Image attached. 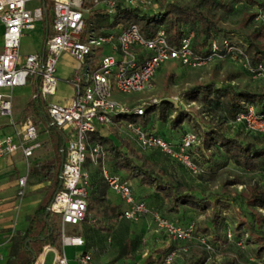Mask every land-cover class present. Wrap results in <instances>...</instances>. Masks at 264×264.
<instances>
[{"label":"built area","instance_id":"1","mask_svg":"<svg viewBox=\"0 0 264 264\" xmlns=\"http://www.w3.org/2000/svg\"><path fill=\"white\" fill-rule=\"evenodd\" d=\"M29 1L32 0H0V115L10 117L11 114L10 93H5L4 90L24 85L27 78L35 77L38 79V93L46 101V113L51 123L63 134L65 153L61 162L59 184L47 208L52 218L57 219L61 254L57 255V250L44 244L43 255L52 251L50 264H66L63 247L80 246L83 243L80 236L66 234L64 226L76 225L85 214L88 176L81 165L85 161L86 151L89 160L99 164L107 186L124 204L118 214L120 218L135 221L139 216L148 213L153 225L169 239L183 242L191 239L194 235V222L177 225L145 200L135 199L127 181L107 173L103 165L104 150L95 143H87L86 136L97 129L96 125L121 128L124 132L122 133L138 149H156L180 164L189 174L198 175L202 171L201 167L188 153L189 148L199 142L195 132L185 129L178 141L171 144L158 134L146 132L131 121H114L111 118L114 114L132 112L140 115L143 107L139 103L126 105L114 100L110 98L112 92L129 93L149 89L154 72L161 63L169 60L184 67L197 68L213 59L226 56L238 62L248 76L263 82L264 64L258 62L250 65L240 49L225 47L224 53L220 54L215 40L209 43L208 55H197L190 48L191 32L174 46L166 41L161 27L149 38L143 37L135 25L116 33L85 35L81 0H52L51 23L43 40V54H19L21 31L34 28L35 23L41 19L40 6L29 7ZM117 1L139 8L150 4V0H91L93 6L107 12L113 10ZM262 23L264 24V19ZM104 45L108 46L107 53L102 51ZM61 53H67L83 64L81 71L66 79L73 88V94L63 103L46 100L55 93L56 64ZM176 99L173 97V101ZM243 105L244 109L227 120L226 124L230 129L244 133H264V106L261 111H257L253 104ZM10 123L13 125L12 121ZM37 136V128L29 119L14 129L13 134H0V158L18 151L25 160L24 174L16 179L15 194L19 197L24 193L28 159L40 146ZM223 232L226 239L231 238L228 227ZM194 238L204 251H211V245L204 234H195ZM179 249L185 250V247ZM174 253L175 249L165 254L158 264H172ZM75 261L77 264H91V256L83 251L75 256Z\"/></svg>","mask_w":264,"mask_h":264},{"label":"trees","instance_id":"2","mask_svg":"<svg viewBox=\"0 0 264 264\" xmlns=\"http://www.w3.org/2000/svg\"><path fill=\"white\" fill-rule=\"evenodd\" d=\"M51 1L40 0L39 3L43 40L51 23ZM238 3L244 6H254L257 11L264 12V0H190L188 2L150 0V4L144 9L117 1L114 3L111 12L93 6L91 0H81V8L83 9L84 33L86 32L88 35L116 33L130 25H135L143 37L149 38L153 36L158 27H161L166 41L174 46L179 43L181 38L191 32L190 48L197 55H208L209 43L211 40H215L219 45L218 52L220 54L224 53L225 47L240 49L250 65H255L258 62L264 64V24L262 22L240 31L221 27L213 18L212 9L228 11L233 4ZM253 15L255 13L246 14L242 25H246L248 19ZM43 40L39 54H43ZM225 58L228 59L226 56L221 59ZM240 69L247 74L243 68L240 67ZM231 76L233 74L230 73L227 80L231 79ZM37 86L36 79V86L32 89L31 97L24 103L21 112L31 111L38 117L43 125V130L48 132L51 139L53 138L55 155L50 160L35 162L28 167L27 175L34 180L33 183L48 181V184L43 188L45 191L43 199L38 202L31 213L25 215L26 226L23 231L10 234V244L3 264H35L44 244H49L54 249L60 244L58 224L56 225L55 221H51L52 216L49 211L46 212L45 210L58 187L61 168L60 151L63 157L65 153L63 134L51 123L45 110L46 101L40 97ZM183 95L188 100L196 101L201 105L207 104L212 108L221 110L223 119L226 121L241 112L244 109V103L253 104L257 111H261L264 106V90L251 92L237 88L230 82L216 84L213 79L192 84L185 89ZM141 105L143 113L140 115L132 112L118 113L111 118L114 121L123 119L134 123V118L138 116L141 117L144 124L149 121V114L156 113L159 119H163L169 102L161 100L158 103L144 102ZM183 121L190 122L194 128L191 130L199 138L198 144L188 150L195 163L199 165L196 159L197 155H204V149L213 145L223 154L222 163L231 162L243 170H256L263 175L264 133H252L262 137L259 143L254 140H239L225 133L218 123L195 120L186 110L177 107L170 119V126L174 128ZM86 141L87 143H95L104 150L103 163L107 164L106 169L109 175L118 176L119 179L125 181L134 179L138 185L146 187L150 197L147 204H159L164 201L163 214L167 218L176 217L178 220L185 214L183 213L185 210L204 211L209 209L211 225L217 228L213 236L216 239L226 240L223 231L228 227L231 231V237L247 244L252 255L259 259L257 263L264 264V229L260 227V223L264 222V214L257 211V209L264 211V187L252 186L248 187L246 191L227 192L223 190L198 193L194 187L182 182L174 174L153 165L115 132L104 134L97 128L87 134ZM211 161L208 159V162ZM87 176L90 179L87 178L86 196L95 197L101 212L102 206H105L101 203L106 202L105 198L101 196L105 194L107 184L100 170L96 172L87 171ZM226 183L241 182L227 180ZM115 208L117 210V205H112L111 212ZM221 211L230 213V224L224 222V216L219 217ZM81 221L88 222V225L83 228L85 248L93 244L99 246L106 235L110 233L107 228L95 224L94 218L88 221L86 214ZM216 222H219L217 226ZM222 223L226 226L220 232L219 228ZM202 230L203 232L197 231L194 223L193 234H204L209 242L205 233L207 227L203 225ZM137 237V234H132L123 239L115 248L114 255L102 264H158L165 254L175 249L173 245L157 248L155 249L157 253L155 257L153 254H148L144 260L139 261L133 255L138 242ZM58 252L60 251L58 250ZM203 262L204 259L199 258L192 264Z\"/></svg>","mask_w":264,"mask_h":264},{"label":"rangeland","instance_id":"3","mask_svg":"<svg viewBox=\"0 0 264 264\" xmlns=\"http://www.w3.org/2000/svg\"><path fill=\"white\" fill-rule=\"evenodd\" d=\"M177 2H188L190 0H175ZM40 0H32L27 3L29 7L38 6ZM148 6V5H147ZM147 6L141 9L147 8ZM213 18L217 24L221 27H226L230 30L237 29L243 31L248 29L258 22H262L264 19V12L257 11L254 6H244L241 3L233 4L231 9L224 11L221 9L211 10ZM255 13L250 19H248L246 25H242V21L246 14ZM85 16V15H84ZM1 30V28H0ZM42 25L40 21H37L34 28L30 30H22L19 38L18 53L24 54L28 52H36L42 44ZM85 35L88 33L85 32ZM104 53L108 52V46L102 47ZM56 90L53 96L47 97L46 100H56L62 94H67L71 87L64 82V79L73 73H78L83 69V64L73 59L67 53H61L58 56L56 64ZM233 74L231 79H228L229 74ZM213 79L216 84H225L230 82L234 86L240 89H245L251 92H257L264 90V82L261 79H256L248 76L240 69L238 62L230 59H213L207 64L197 67L189 68L179 65L178 62L169 60L160 64L157 70L152 76V83L149 89L142 91L119 93L112 92L110 98L120 101L126 105L129 104H142L144 102L158 103L161 100L169 102L166 109V115L163 119H159L156 113L148 115L149 121L142 123L141 117L134 118V124L139 125L146 132H153L168 140L171 144H174L180 136L181 132L185 129H194L190 122L183 121L179 125L171 128L170 119L174 115L175 109L180 107L186 110L195 120H200L208 123H218L220 128L227 133L229 136H233L239 140H254L259 143L262 139L261 136H255L253 134L244 133L241 130L230 129L226 124V120L223 119L222 111L210 107L209 105H201L196 101L188 100L183 95L185 89L192 84L206 82ZM19 91H22L19 89ZM23 93H13L10 96V111L11 116L13 115L16 105L18 106L20 101L24 99ZM173 97H176V101H173ZM7 118L6 116H0V120ZM33 121L32 117H29ZM34 122V121H33ZM101 133L116 134L123 137L130 145L138 150L146 159H148L153 165L163 168L165 171L174 174L182 182L191 185L195 188L198 193L207 192H218V191H246L248 187H264V175H261L256 170H243L231 162L222 163L224 160L223 154L215 147L210 146L208 149H204V155H197L196 159L201 167V172L198 175L189 174L185 168L175 162L170 157L162 154L156 150H140L138 149L133 141L123 134V130L117 129L115 126H97ZM114 128V129H112ZM114 130V131H113ZM37 133L42 134L41 127L37 129ZM123 132V133H122ZM198 133V131H196ZM45 136H49L48 132H45ZM51 137V136H50ZM53 141V138H52ZM86 158L84 163L81 165L82 169L88 172H96L100 170L99 164L93 163L88 158V152L86 151ZM194 155V154H193ZM196 155V154H195ZM211 159V162H208ZM106 169L107 164L103 163ZM30 166V165H29ZM28 166V167H29ZM107 171V169H106ZM108 173V171H107ZM90 177L88 178V180ZM227 180H238L241 183L228 184ZM33 179L27 175L26 185L24 187V194L19 197L17 195L11 197L14 209L17 213L14 214L15 219L20 218L23 212L31 211L32 207L27 204L36 199L37 194L32 193L29 190L28 184L33 183ZM131 191L138 192V183L134 179H130L128 182ZM108 196L111 197L114 204L120 206L121 203L117 195L108 188ZM86 219L90 221L92 218L100 216V209L98 202L94 196H86ZM158 207L157 203L149 204ZM158 211V210H157ZM261 214H264L262 209H257ZM160 214L165 216L161 210L158 211ZM187 212H190L187 210ZM224 216V222L230 224V213L221 211L220 216ZM166 217V216H165ZM52 218V217H51ZM167 218V217H166ZM169 219V218H167ZM171 222L183 226L188 221L194 222L197 231L203 232L202 226L207 227L205 231L209 244L211 245V251H204L201 246L196 242L194 236L186 242L183 241H172L166 237L161 230L157 229L150 218V215L143 214L135 221L118 218L115 222V227L111 233L107 234L105 239H109V245L111 249L115 250L120 242L127 236H131L133 233L138 235V242L136 248L133 251V255L136 256L137 260L142 261L148 254L156 256L155 249L166 248V246H175V253L172 259V264H192L199 258L204 259V264H256L259 259L252 255L250 247L244 244L242 240H235L232 237L226 240L216 239L213 234L217 231L215 226L211 225V215L209 209L204 211H195L192 214H183L178 220L169 219ZM51 221H55L57 225V219L52 218ZM96 224V221H93ZM219 222H216V226ZM88 225V222L81 221L77 225H65L64 231L66 234L79 235L83 239V228ZM225 224H221L219 228L222 232ZM260 227L264 229V222L260 223ZM185 247V250L179 248ZM58 251H61L60 244L55 247ZM85 250L84 246L70 247L64 246L63 253L67 259L68 264H75L73 261L74 257ZM92 251V250H91ZM1 252L4 255V261L6 259L5 249L2 248ZM111 255V257L114 255ZM110 252L102 254L100 256L94 255L92 257V264H100L106 262L111 257ZM52 252H46L44 255L43 264H49L51 260ZM18 259V258H16ZM39 258L35 260L38 262ZM90 262V263H91Z\"/></svg>","mask_w":264,"mask_h":264},{"label":"crops","instance_id":"4","mask_svg":"<svg viewBox=\"0 0 264 264\" xmlns=\"http://www.w3.org/2000/svg\"><path fill=\"white\" fill-rule=\"evenodd\" d=\"M0 28H1V26H0ZM49 28H50V25H49ZM0 34H1V30H0ZM0 42H1V39H0ZM40 48L36 52H39ZM28 53H31V52H28ZM73 74L69 75L68 77H66L64 79V82L67 83L68 85H70V84L68 82H66V79L71 77ZM37 82H38V79H37ZM35 86H36V78L35 77H29V78H27V81L24 85L14 86L9 90H4L5 93H10V96L13 93L17 92V93H23L25 97L22 101H20L18 106L16 105L15 111H14L12 116L10 114V117L6 116L7 118L0 120V134L1 135L13 134L14 129L19 128L21 126L22 122H24L26 119H29V117L33 118L34 122L31 119H29V120H31L34 123V125L36 126V128L38 130L41 127L42 134L37 133V135H38L37 138H38V141L40 143V146L36 150L33 151L32 155L28 159L29 165H32L35 162H39V161H43V160H50V159L54 158V155H55L52 139L50 138V136L44 135L45 132H47V131L43 130V125L40 122V120L38 119V117L35 116L31 111H28L26 113L21 112V109H22L24 103L31 97L32 89ZM70 87H71V89L67 94H62L56 100H49V101H54V102H59V103H63L65 101H67L69 99V97L73 94V88L71 85H70ZM19 89H21L22 91H19ZM11 121L13 122V125H11V123H10ZM178 139H179V137H178ZM178 139H177V141H178ZM177 141H175V143ZM24 171H25V160L22 157V155L20 154V152L17 151V152H14L12 154H9L3 158H0V253H1L0 264L4 263V255L1 252V249L4 248L5 253L7 255L9 244H10V241H9L10 234L14 233V232H22L23 231V229L26 226V221L24 218L25 215L31 213L34 210V208L36 207V205L38 204V202H40L43 199V195L45 192L43 188L45 185L48 184V181H42L40 183L28 184L29 190L32 193L37 194V197H36V199H34V201H32L30 203L27 202V204L32 207L31 211L23 212L21 214L20 218L15 219L14 214L17 213V210L14 209L11 197L16 195L15 194L16 179L19 176H21L22 174H24ZM128 181L129 180H127V182ZM25 185H26V183H25ZM137 187H138V192L131 191L133 197L135 199H143L147 202L150 199V197L148 196L147 188L144 186H141V185H139ZM108 188L109 187L107 186L105 189V192H104L105 194L103 196H101V197H104L106 200L105 203H103V202L101 203L102 205H105V206H102V209H101L102 213L100 212V216L94 218V221H96V224H100L103 227L107 228L111 233V231L115 227V222L118 220V218H120L118 214H119L120 210L124 207V204L119 199L121 205L117 206V210L115 208L113 210V212H111V206L116 205V204H114L111 197L107 195ZM157 206L158 207H156V209L158 211L161 210L163 212L164 201L160 202ZM116 211H118V212H116ZM189 211L190 212H187V210H185L183 213L192 214L193 212H195V211H191V210H189ZM173 219L177 220L176 217H174ZM77 236H79V235H77ZM127 237H129V236H127ZM80 246H84V241H83L82 245H80ZM70 247H78V246H70ZM51 248H53V247H51ZM111 248L112 247H110V245H109V239L106 238L102 241V243L99 246L96 244H93L92 246L85 248L84 251L88 252L90 254L91 259H92V257H94V255H96V257H97V256H100V255L105 254L107 252H110L109 256L111 257V255L113 254V251L115 252V250H113ZM48 252H52V251H48ZM60 254H61V251L60 252L57 251V255H60ZM44 255H43V251L41 249L40 255L38 256L39 260L35 264H39L40 262H41V264H43ZM52 257H53V252L51 255V259H52ZM73 261L75 262V264H77L75 261V257H74ZM66 264H68L67 259H66ZM91 264H92V262H91ZM93 264H95V263H93ZM100 264H102V263H100Z\"/></svg>","mask_w":264,"mask_h":264},{"label":"water","instance_id":"5","mask_svg":"<svg viewBox=\"0 0 264 264\" xmlns=\"http://www.w3.org/2000/svg\"><path fill=\"white\" fill-rule=\"evenodd\" d=\"M60 163L62 162V160H63V154H62V152L60 151ZM58 184H59V178H58ZM46 212L48 211V209H46L45 210Z\"/></svg>","mask_w":264,"mask_h":264}]
</instances>
